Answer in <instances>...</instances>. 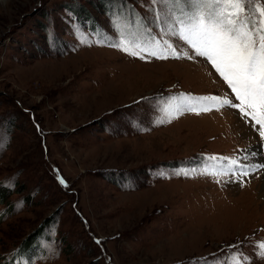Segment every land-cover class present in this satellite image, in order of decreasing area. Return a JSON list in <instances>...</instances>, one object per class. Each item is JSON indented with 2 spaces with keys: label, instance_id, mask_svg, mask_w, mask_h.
<instances>
[{
  "label": "rangeland",
  "instance_id": "1",
  "mask_svg": "<svg viewBox=\"0 0 264 264\" xmlns=\"http://www.w3.org/2000/svg\"><path fill=\"white\" fill-rule=\"evenodd\" d=\"M121 4L151 24V0H0V264L49 230L35 264H195L236 243L264 264L252 248L264 241V169L243 187L175 174L259 152V136L235 109L156 123L162 99L226 86L210 64L77 39L74 23L114 36Z\"/></svg>",
  "mask_w": 264,
  "mask_h": 264
},
{
  "label": "snow or ice",
  "instance_id": "2",
  "mask_svg": "<svg viewBox=\"0 0 264 264\" xmlns=\"http://www.w3.org/2000/svg\"><path fill=\"white\" fill-rule=\"evenodd\" d=\"M151 4V24L138 14L126 11L121 4L110 15L114 36L99 29L89 36L75 23L74 32L81 43L95 39L97 44H106L141 60L147 57L189 59L203 62L205 66L210 64L215 70L210 74L218 75L226 86L224 94L168 96L157 104L156 123H163L173 114L178 117L186 112L200 115L212 110H237L234 114L238 119L259 136V152L242 149L244 155L239 159L204 157L201 164L180 169L175 174L211 177L215 183L221 182L220 177H228L225 185L236 183L243 187L246 181L240 177L253 176L264 169V163H250L253 157L264 152V0H151ZM212 161L216 163H209ZM57 178L64 184L63 179ZM95 242L101 243L99 239ZM227 247L223 258L211 262L202 258L195 264H254L239 243ZM252 248L256 259L264 261V241L256 242ZM18 264H35V261L21 254Z\"/></svg>",
  "mask_w": 264,
  "mask_h": 264
},
{
  "label": "trees",
  "instance_id": "3",
  "mask_svg": "<svg viewBox=\"0 0 264 264\" xmlns=\"http://www.w3.org/2000/svg\"><path fill=\"white\" fill-rule=\"evenodd\" d=\"M1 190V189H0ZM0 195L1 197H5V196H8V194H6L5 192H0ZM52 225L54 224H50L49 227H48V230L52 227ZM43 227H41V230H42ZM42 231H45V228L42 230ZM50 231V230H49ZM49 231H45V233L48 235L47 237L44 236L43 232H41V235L40 234H37L38 237L35 238V240L33 241L32 243V246H29L26 251L24 252L25 249H23L22 251H16L15 254L12 256L13 257V260H15L17 257H21V254L24 256V257H32L33 254H34V251L35 249L39 247V244H40V241L42 239H48L49 237H51V234L49 233ZM43 234V235H42ZM35 235H33L34 237ZM43 236V238H42ZM52 238V237H51ZM32 259V258H31Z\"/></svg>",
  "mask_w": 264,
  "mask_h": 264
},
{
  "label": "bare ground",
  "instance_id": "4",
  "mask_svg": "<svg viewBox=\"0 0 264 264\" xmlns=\"http://www.w3.org/2000/svg\"><path fill=\"white\" fill-rule=\"evenodd\" d=\"M127 76V75H126ZM128 77V76H127ZM133 77V76H132ZM135 77V76H134ZM127 79H129V78H127ZM134 79V78H133ZM108 91V90H107ZM261 193H263L264 194V185L263 186H261Z\"/></svg>",
  "mask_w": 264,
  "mask_h": 264
}]
</instances>
